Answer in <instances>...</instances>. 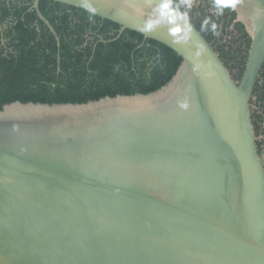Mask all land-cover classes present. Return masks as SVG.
Masks as SVG:
<instances>
[{
  "label": "water",
  "instance_id": "obj_1",
  "mask_svg": "<svg viewBox=\"0 0 264 264\" xmlns=\"http://www.w3.org/2000/svg\"><path fill=\"white\" fill-rule=\"evenodd\" d=\"M55 1L93 8L121 25L116 37L137 30L182 62L148 93L3 105L0 264H264L252 119L264 0H220L252 36L241 80L167 0Z\"/></svg>",
  "mask_w": 264,
  "mask_h": 264
},
{
  "label": "trees",
  "instance_id": "obj_2",
  "mask_svg": "<svg viewBox=\"0 0 264 264\" xmlns=\"http://www.w3.org/2000/svg\"><path fill=\"white\" fill-rule=\"evenodd\" d=\"M0 0V110L15 100L86 102L103 96L148 93L166 84L182 56L84 8L40 0ZM60 52V60L58 58Z\"/></svg>",
  "mask_w": 264,
  "mask_h": 264
},
{
  "label": "flooded vegetation",
  "instance_id": "obj_3",
  "mask_svg": "<svg viewBox=\"0 0 264 264\" xmlns=\"http://www.w3.org/2000/svg\"><path fill=\"white\" fill-rule=\"evenodd\" d=\"M184 12L220 53L234 77L241 80L249 57L252 36L246 25L238 20L237 12L216 0H167ZM207 21V23H205ZM213 25L216 27L213 28ZM252 119L260 151H264V63L252 94Z\"/></svg>",
  "mask_w": 264,
  "mask_h": 264
},
{
  "label": "clouds",
  "instance_id": "obj_4",
  "mask_svg": "<svg viewBox=\"0 0 264 264\" xmlns=\"http://www.w3.org/2000/svg\"><path fill=\"white\" fill-rule=\"evenodd\" d=\"M216 3L219 4V3H220V0H216ZM90 10L93 11V12L95 11V9H93V8H90ZM205 23H207V21H205ZM215 27H216V26L213 25V28H215Z\"/></svg>",
  "mask_w": 264,
  "mask_h": 264
}]
</instances>
